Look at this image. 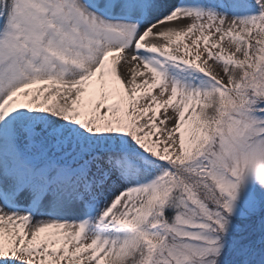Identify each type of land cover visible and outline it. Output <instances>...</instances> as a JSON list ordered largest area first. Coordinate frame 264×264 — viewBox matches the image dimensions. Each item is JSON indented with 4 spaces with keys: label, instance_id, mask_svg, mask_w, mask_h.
I'll return each mask as SVG.
<instances>
[{
    "label": "snow or ice",
    "instance_id": "obj_1",
    "mask_svg": "<svg viewBox=\"0 0 264 264\" xmlns=\"http://www.w3.org/2000/svg\"><path fill=\"white\" fill-rule=\"evenodd\" d=\"M0 264H264V0H0Z\"/></svg>",
    "mask_w": 264,
    "mask_h": 264
}]
</instances>
